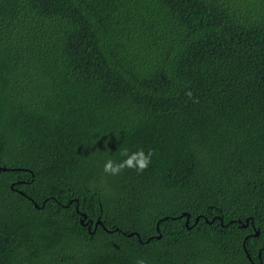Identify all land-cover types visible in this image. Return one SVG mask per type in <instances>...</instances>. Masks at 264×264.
<instances>
[{
  "label": "trees",
  "instance_id": "trees-1",
  "mask_svg": "<svg viewBox=\"0 0 264 264\" xmlns=\"http://www.w3.org/2000/svg\"><path fill=\"white\" fill-rule=\"evenodd\" d=\"M0 166V264H264V0H0Z\"/></svg>",
  "mask_w": 264,
  "mask_h": 264
},
{
  "label": "clouds",
  "instance_id": "clouds-1",
  "mask_svg": "<svg viewBox=\"0 0 264 264\" xmlns=\"http://www.w3.org/2000/svg\"><path fill=\"white\" fill-rule=\"evenodd\" d=\"M191 97V93H187ZM121 155L125 159L116 162L113 159H108L103 165V172L106 175L116 176L121 174L125 169H132L137 172V174L143 173L151 163V158L153 152L151 150L145 154L143 149L137 150L135 152L129 153L127 149L121 151ZM136 264H146L145 260L140 259L136 261Z\"/></svg>",
  "mask_w": 264,
  "mask_h": 264
},
{
  "label": "water",
  "instance_id": "water-1",
  "mask_svg": "<svg viewBox=\"0 0 264 264\" xmlns=\"http://www.w3.org/2000/svg\"><path fill=\"white\" fill-rule=\"evenodd\" d=\"M0 169H7V167H5V166H0ZM36 205V204H35ZM182 214H185L187 217H188V213L187 212H182ZM86 217V215L83 213L82 214V217H81V219H80V222L81 223H84V218ZM97 222H99V220H97L96 222H95V224L94 225H96V223ZM247 222H248V219H246V222L245 223H243V224H241V225H246L247 224ZM186 223H187V218H186ZM258 232H259V230L257 229L256 231H255V235H257L258 234ZM159 236V234L157 235V237ZM246 255L249 257V254L246 252Z\"/></svg>",
  "mask_w": 264,
  "mask_h": 264
}]
</instances>
